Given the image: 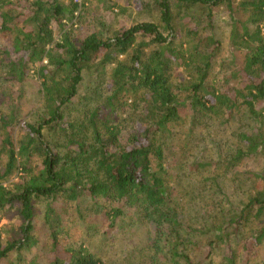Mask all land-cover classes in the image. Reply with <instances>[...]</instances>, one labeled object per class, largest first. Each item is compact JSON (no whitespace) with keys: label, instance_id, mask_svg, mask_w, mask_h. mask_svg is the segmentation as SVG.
I'll use <instances>...</instances> for the list:
<instances>
[{"label":"trees","instance_id":"trees-1","mask_svg":"<svg viewBox=\"0 0 264 264\" xmlns=\"http://www.w3.org/2000/svg\"><path fill=\"white\" fill-rule=\"evenodd\" d=\"M79 1L0 0V213L18 221L0 230V264H105L83 242L69 243L68 229L100 217L106 237L126 211L153 222L168 244L158 257L164 264H264V253L257 258L264 250V0H154L155 21L112 29L95 18L90 32L75 14L102 0ZM108 1L107 15L119 8ZM221 11L234 65L212 84ZM31 73L39 100L20 124L10 98ZM85 78L94 79L90 98L81 90ZM185 115L191 131L239 123L211 163L248 190L223 211V176L203 180L220 211L208 244L188 238L192 230L170 209L178 174L168 165L169 147L179 144ZM16 125L22 135L15 139ZM83 197H90L84 214ZM32 247L38 251L27 260Z\"/></svg>","mask_w":264,"mask_h":264},{"label":"rangeland","instance_id":"rangeland-1","mask_svg":"<svg viewBox=\"0 0 264 264\" xmlns=\"http://www.w3.org/2000/svg\"><path fill=\"white\" fill-rule=\"evenodd\" d=\"M74 1L80 2L79 0ZM153 1L154 0H110V6L116 4L119 8L115 7L113 12L107 15L104 11V7L109 1L102 0L101 3H92L90 6L88 5L85 13L79 8L75 16L76 18L81 17V30L84 32H90L94 29L95 18L109 24L112 29L117 27H131L135 23L156 20L155 14L151 12V8L153 9L154 7ZM76 18L73 22H75ZM77 26H75V29ZM215 34L222 43L223 48L216 64V71L214 72V74L218 72L216 75L217 80L214 82L211 76L212 84L220 83L222 81V76H228V64L231 66L234 65L233 56L230 53L231 51L228 50L229 38L226 15L223 14L222 11L221 14L217 15ZM55 39H58V35L55 36ZM219 63L224 67L220 69L218 66ZM174 77L176 79H181V71L174 72ZM228 79H230V77ZM231 82L230 80V83ZM39 86L40 81L31 73L21 84L20 88L22 93L20 91V99L18 100L19 95H13L12 98H10L12 101H18L17 105L20 106V111H18V115L22 117L20 124L32 118L28 112L29 110L35 109L36 103L39 100ZM81 88L83 94H86L85 96L90 98L94 89V79L85 78ZM181 116L184 118V113H182ZM185 119L186 126L179 129V137H176V139H179V144H173L171 148L169 147L170 155L168 165L169 167L172 166L171 171H173L174 174H178V179L173 178V176L171 178V186L174 187L178 185V190L174 187L173 197H175L176 200L171 204L170 209L178 213L177 218L184 230L186 228L192 230V235L188 238L193 239L196 243L201 241L202 243L208 244L210 240L213 239L212 231L215 224H217V217L220 211L218 210L219 207H216L213 202V191L209 189L211 182H205L203 180L209 175L212 177L223 176L217 179L219 184L221 181L220 185L222 186L221 193L218 194L217 200L223 198V211L224 208H229L227 206L229 203L238 205L241 201V194H244L248 190L245 186L238 189V181L230 182V175L227 173L223 175L222 170L215 169L211 163L216 162L214 161L215 159H220L216 154L217 150L220 149V151H223L227 144L231 143L232 131L238 127L239 123L233 118V121L225 126H220L215 123L208 129H194L191 131L188 124L189 118L186 115ZM200 124H202V122ZM19 125L13 128L15 139L22 135ZM176 128L177 127L173 128L171 131L174 132ZM185 132L186 135L182 136ZM184 152H189L185 155L186 157L183 155ZM195 161L208 163L209 167L199 170L195 167ZM3 163L4 160L0 158V166H3ZM245 168L246 164H243L239 171L244 172L243 170ZM17 176L18 174L15 173L10 180L6 182V185L16 181ZM231 186H234L233 190ZM89 198L90 197L82 198L79 209L83 214L85 212V207H90ZM225 202H227V204H224ZM72 205L66 206L71 209L74 208V205ZM125 214L127 215L126 221L122 227L117 228L115 231L116 233H106V237L103 234V225L102 227L98 225L100 217L96 220L94 218H88L85 222L80 221L75 224L73 222L72 225H74L68 229L67 233L70 238L68 239L69 243L83 242L90 251L100 257L105 264H164L165 260L160 261L158 257L161 248L166 243L161 235L159 236L156 233L153 222L146 219L144 220L141 216L136 218L130 211H126ZM16 221L15 219H13V221L6 219L3 213H0V230H2L3 227L14 225ZM66 221H68V219H66ZM40 236V246H42L46 243L47 238L44 234H40ZM5 237V233L2 232L1 238L6 239ZM166 245L168 246V244ZM221 248L224 249L223 246ZM37 251L38 249L36 247H32L30 250L26 251V259H31L33 257L32 255ZM263 253L264 250L260 249L257 258H262ZM213 255L214 258L220 256L219 250L214 251ZM42 263L37 261V264Z\"/></svg>","mask_w":264,"mask_h":264}]
</instances>
